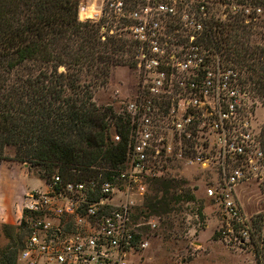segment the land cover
<instances>
[{
  "label": "built area",
  "instance_id": "1",
  "mask_svg": "<svg viewBox=\"0 0 264 264\" xmlns=\"http://www.w3.org/2000/svg\"><path fill=\"white\" fill-rule=\"evenodd\" d=\"M81 17L104 18L134 41L135 83L114 111L120 121L107 119L124 158L97 176L55 171L27 191L16 264H132L148 244L138 218L149 182L183 171L201 177L188 203L209 202L223 233L249 239L238 189L264 178V100L225 41L234 25L258 27L264 46V0H99L96 10L81 3Z\"/></svg>",
  "mask_w": 264,
  "mask_h": 264
},
{
  "label": "trees",
  "instance_id": "2",
  "mask_svg": "<svg viewBox=\"0 0 264 264\" xmlns=\"http://www.w3.org/2000/svg\"><path fill=\"white\" fill-rule=\"evenodd\" d=\"M78 3L0 0V160L6 159L5 146H12L13 160L28 169L39 165L49 178L55 171L97 176V168L117 166L125 152L123 144L111 141L107 126V119L120 118L111 106L97 105L94 92L108 83L114 66L126 63L127 54L133 65L134 41L116 34L102 38L101 19L80 20ZM244 49L235 58L264 97V46L249 43ZM183 183L151 181L146 216H166L193 198ZM17 228L24 236L22 226ZM22 238L0 248V264H16ZM249 243L255 264H264V213L251 218Z\"/></svg>",
  "mask_w": 264,
  "mask_h": 264
},
{
  "label": "rangeland",
  "instance_id": "3",
  "mask_svg": "<svg viewBox=\"0 0 264 264\" xmlns=\"http://www.w3.org/2000/svg\"><path fill=\"white\" fill-rule=\"evenodd\" d=\"M83 2L84 0H79L77 15L78 7ZM80 20H83V17H81ZM101 21L102 38H104L105 35L113 34L128 37L125 32L121 33L119 31V25L114 26L110 21L108 24L104 18L101 19ZM234 26L232 35L229 37L230 40L228 41L233 53L238 54V51H241L244 54V48H246V45L249 43L252 45L256 42L259 46L263 45L260 28L247 29L244 27L241 28V30L240 27L237 28L238 25H236V27ZM110 28L113 29V33L109 32ZM244 41H248L249 43ZM125 59H127L125 64L116 65L111 69L108 83L97 87L95 90L94 100L97 105L101 107L111 106L115 111L118 108L119 100L131 94L137 76L135 60L133 57L134 63L132 65L129 54L125 56ZM247 74H249V72ZM260 98L264 100V97L260 96ZM260 110L262 112V109ZM263 121L264 118L261 117V136L264 140ZM4 154L6 156L5 164L7 165H5L4 169L0 168V183L4 178L6 180L13 177L8 168L9 165L12 164L20 173L22 171L26 173L27 178L20 175L18 179L21 185L26 184L27 191L43 190L45 188L44 182L48 180L49 177L46 174H42L43 170L41 166L29 165L30 169H28L26 163L13 160L15 150L12 146H5ZM39 171L40 173H38ZM196 173L197 172L185 173V171H183L181 172V176L177 175L175 177H165L161 179L171 178L179 181L181 179L184 180L186 177V181H184L182 188L188 192L189 184L200 183V175H198V177H193ZM150 184L151 182H149L146 196L151 193ZM196 194L199 196L198 200H200V198H202V190L199 189ZM238 196L250 221L255 214L264 213V178L259 181L253 180L247 182L239 187ZM188 201L189 198L180 201L177 205L179 208L176 207V210H173L166 216L149 215L138 218V221L141 223L143 239H145L148 244L146 247L138 249L136 256L132 257V264H255L249 239L240 242L239 238L223 233L221 229L223 222L218 215V210L213 205L209 202L205 204L195 202L196 204L194 207H197L198 211L202 208L204 212L199 221H197L192 215L195 208L193 204H189ZM149 217L154 224L153 227L147 225ZM17 226L18 223L6 226L4 233L1 231V248H5L7 244H16L18 243L17 241L23 237L21 229H18ZM7 236H10V238Z\"/></svg>",
  "mask_w": 264,
  "mask_h": 264
},
{
  "label": "crops",
  "instance_id": "4",
  "mask_svg": "<svg viewBox=\"0 0 264 264\" xmlns=\"http://www.w3.org/2000/svg\"><path fill=\"white\" fill-rule=\"evenodd\" d=\"M84 2L91 5L94 10L99 5V0H84ZM5 165H7L5 159H1L0 168L4 169ZM8 168L13 177L6 180L4 178L0 183V233L1 231L4 233L5 226L18 223L22 214L23 198L27 192L26 184L21 185L18 179L20 175L27 178L26 173L24 171L20 173L12 164Z\"/></svg>",
  "mask_w": 264,
  "mask_h": 264
}]
</instances>
